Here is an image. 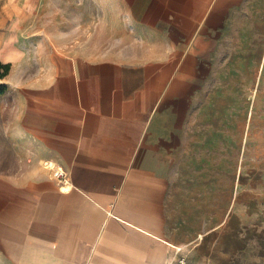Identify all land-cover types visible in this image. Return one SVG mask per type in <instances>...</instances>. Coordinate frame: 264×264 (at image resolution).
I'll return each mask as SVG.
<instances>
[{
    "label": "crops",
    "instance_id": "1",
    "mask_svg": "<svg viewBox=\"0 0 264 264\" xmlns=\"http://www.w3.org/2000/svg\"><path fill=\"white\" fill-rule=\"evenodd\" d=\"M114 1L132 30L96 58L61 49L72 40L60 0H0L5 81L45 161L26 182L0 177V264H264V170L254 178L251 152L259 140L263 162L264 127L245 133L251 163L233 176L230 209L197 210L220 187L199 157L204 109L255 90L264 125V0Z\"/></svg>",
    "mask_w": 264,
    "mask_h": 264
},
{
    "label": "rangeland",
    "instance_id": "2",
    "mask_svg": "<svg viewBox=\"0 0 264 264\" xmlns=\"http://www.w3.org/2000/svg\"><path fill=\"white\" fill-rule=\"evenodd\" d=\"M60 8L61 39L72 40V43L61 44V49H75L93 54L88 56L96 58L115 56L110 54L123 49L126 35L132 30L124 9L114 0H108L106 7L101 6L97 0H60ZM236 79L237 83L244 82L243 76H237ZM251 82L254 88V76ZM0 85L7 86L1 88L3 93L0 94V177L26 182L44 171L45 161L40 159L35 141L22 127L18 91L10 88L5 79H0ZM259 95L255 90L250 93L238 89L235 92V107H222L227 102L221 98L220 107L204 109L205 120L201 130L205 134V148L203 155L199 157H202L201 163L205 165L211 164L213 160V174L216 175L215 170L219 169L220 187L218 197H212L210 188L208 191L205 188V195L198 196L203 202L198 204L197 210L201 207L204 211L209 210L212 199L214 208L218 206L221 215L230 209L233 176L236 175V180L242 182L251 163L250 156L245 161V133H252L253 129V137H259L260 129L264 127L258 120ZM248 114L252 115L251 125ZM211 138V141L214 140L213 146H210ZM256 142L259 145V140H256L251 152L252 163L258 168L253 170L252 175L255 179H261L264 160L260 163L259 146L254 156ZM206 175L207 171L205 180ZM242 198L243 196L239 198L240 202L243 201Z\"/></svg>",
    "mask_w": 264,
    "mask_h": 264
},
{
    "label": "built area",
    "instance_id": "3",
    "mask_svg": "<svg viewBox=\"0 0 264 264\" xmlns=\"http://www.w3.org/2000/svg\"><path fill=\"white\" fill-rule=\"evenodd\" d=\"M52 168H54V172L53 175L56 179H58V181L62 184H67L68 183V177H67V173L60 167L55 168L54 166H51ZM169 264H190L189 262H187V260L185 258H176L174 260H172Z\"/></svg>",
    "mask_w": 264,
    "mask_h": 264
},
{
    "label": "trees",
    "instance_id": "4",
    "mask_svg": "<svg viewBox=\"0 0 264 264\" xmlns=\"http://www.w3.org/2000/svg\"><path fill=\"white\" fill-rule=\"evenodd\" d=\"M12 64L11 63H3L0 61V79H5L11 71ZM3 87H7L6 85H3ZM2 85H0V94L3 93Z\"/></svg>",
    "mask_w": 264,
    "mask_h": 264
},
{
    "label": "bare ground",
    "instance_id": "5",
    "mask_svg": "<svg viewBox=\"0 0 264 264\" xmlns=\"http://www.w3.org/2000/svg\"><path fill=\"white\" fill-rule=\"evenodd\" d=\"M47 165H50V166H52L53 164H52V163H47Z\"/></svg>",
    "mask_w": 264,
    "mask_h": 264
}]
</instances>
